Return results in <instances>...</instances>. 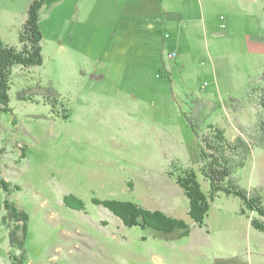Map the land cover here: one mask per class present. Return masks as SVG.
I'll list each match as a JSON object with an SVG mask.
<instances>
[{
    "label": "rangeland",
    "instance_id": "rangeland-1",
    "mask_svg": "<svg viewBox=\"0 0 264 264\" xmlns=\"http://www.w3.org/2000/svg\"><path fill=\"white\" fill-rule=\"evenodd\" d=\"M33 1L0 0L7 45L22 48L18 33ZM263 1L248 12L221 7L230 35L210 45L185 40L182 62L167 56L179 48L175 32L157 39L156 59L119 36L123 0H45L43 65L14 70L11 113L0 111V176L11 190H0V264L23 261L10 242L13 223L4 221L6 199L30 215L22 264H264V233L250 222L258 217L242 215L238 197L220 194L199 228L177 184L193 170L209 194L195 131L206 136L217 126L234 143L256 125ZM163 45L172 49L164 56ZM236 177L241 189L264 193V150L255 148ZM70 196L83 209L68 207ZM110 201L159 210L192 233L128 228L95 203Z\"/></svg>",
    "mask_w": 264,
    "mask_h": 264
},
{
    "label": "trees",
    "instance_id": "trees-1",
    "mask_svg": "<svg viewBox=\"0 0 264 264\" xmlns=\"http://www.w3.org/2000/svg\"><path fill=\"white\" fill-rule=\"evenodd\" d=\"M45 5V0H34L29 8L28 17L19 31L21 49L7 45L0 38V111L11 113L9 108V91L11 90L14 70L17 67L30 68L43 65L42 44L44 36L40 27V13ZM48 92H52L49 90ZM24 93H19V98ZM23 100V98H21ZM260 107L262 111L257 116L256 125L246 137H239L230 143L220 128L210 127L209 134L201 136L195 131L200 147L203 167L201 174L209 183L207 195L198 180V175L193 170L184 171L177 177V184L183 190L189 202V217L200 227L205 225L210 212L211 203L220 195L235 196L242 202L241 214L252 213L258 218H250L251 227L264 233V193L260 190L245 191L239 187L236 171L246 165L255 148L264 150V95H261ZM67 118V115H65ZM1 159V154H0ZM0 190L8 196L11 195L10 185L0 176ZM65 203L72 209H83V203L76 197L65 198ZM104 205L122 220L128 228H151L164 235L180 231L179 238L191 235V226L184 220L167 216L161 211L145 209L134 202H95ZM6 216L4 221L12 222L13 230L10 234L12 247L22 251L23 261H26V238L30 215L18 207L10 199L5 201Z\"/></svg>",
    "mask_w": 264,
    "mask_h": 264
},
{
    "label": "crops",
    "instance_id": "crops-1",
    "mask_svg": "<svg viewBox=\"0 0 264 264\" xmlns=\"http://www.w3.org/2000/svg\"><path fill=\"white\" fill-rule=\"evenodd\" d=\"M257 3L258 0H123L124 11L120 15L118 34L123 39H129L130 44L135 45L142 55L151 56L157 54L158 50L161 52V46L159 49L154 47L160 35H164V40H170L171 35L164 34L165 30H170L173 34L175 32L179 42L178 53L174 49L167 56L171 59L170 55L179 54L178 60L183 62L182 44L185 40L194 42L204 37L203 40L210 45L219 38L230 35V24L226 22V18L222 16V22L218 21L221 7H227L234 12L236 9L248 12ZM258 19L255 20V27L260 24L259 16ZM255 40L260 39L256 37ZM167 44L170 42L167 41ZM168 49L172 50L163 45V56ZM165 70L173 72L172 67Z\"/></svg>",
    "mask_w": 264,
    "mask_h": 264
},
{
    "label": "built area",
    "instance_id": "built-area-1",
    "mask_svg": "<svg viewBox=\"0 0 264 264\" xmlns=\"http://www.w3.org/2000/svg\"><path fill=\"white\" fill-rule=\"evenodd\" d=\"M171 59H173V58H176V55L174 54V55H170L169 56Z\"/></svg>",
    "mask_w": 264,
    "mask_h": 264
}]
</instances>
